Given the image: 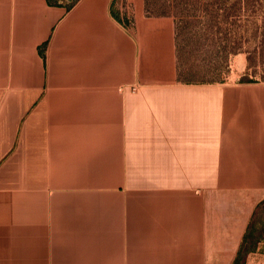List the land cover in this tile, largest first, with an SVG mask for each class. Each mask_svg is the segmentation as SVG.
Listing matches in <instances>:
<instances>
[{
    "label": "crops",
    "instance_id": "obj_1",
    "mask_svg": "<svg viewBox=\"0 0 264 264\" xmlns=\"http://www.w3.org/2000/svg\"><path fill=\"white\" fill-rule=\"evenodd\" d=\"M0 0V264H264V82L176 75L144 0ZM258 227V228H257Z\"/></svg>",
    "mask_w": 264,
    "mask_h": 264
},
{
    "label": "rangeland",
    "instance_id": "obj_2",
    "mask_svg": "<svg viewBox=\"0 0 264 264\" xmlns=\"http://www.w3.org/2000/svg\"><path fill=\"white\" fill-rule=\"evenodd\" d=\"M237 3L247 9L237 11ZM144 12L172 18L179 80L264 82V0H144ZM257 239L247 238L245 248Z\"/></svg>",
    "mask_w": 264,
    "mask_h": 264
},
{
    "label": "trees",
    "instance_id": "obj_3",
    "mask_svg": "<svg viewBox=\"0 0 264 264\" xmlns=\"http://www.w3.org/2000/svg\"><path fill=\"white\" fill-rule=\"evenodd\" d=\"M58 0H55V2H57ZM74 0H70V2H68V4L67 5H69L70 3H72ZM247 9V4L246 3H237V4H235V9L237 10V11H240V10H242V9ZM243 81H245V80H243ZM246 81H251V80H246ZM262 204H264V200H262V201H260L258 204H257V206L256 207H259L260 205H262ZM246 237V233H244V235H243V237H242V239H241V242H240V245H239V247H238V250H237V252H236V255L234 256V259H233V261H232V264H241V261H242V259H243V256H244V254H245V252H246V248H245V243H246V239L247 238H245Z\"/></svg>",
    "mask_w": 264,
    "mask_h": 264
},
{
    "label": "built area",
    "instance_id": "obj_4",
    "mask_svg": "<svg viewBox=\"0 0 264 264\" xmlns=\"http://www.w3.org/2000/svg\"><path fill=\"white\" fill-rule=\"evenodd\" d=\"M68 2H70V0H67Z\"/></svg>",
    "mask_w": 264,
    "mask_h": 264
}]
</instances>
